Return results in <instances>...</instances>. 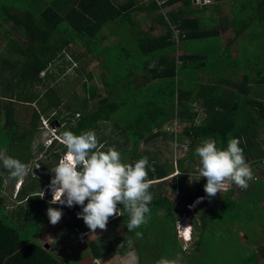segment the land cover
I'll list each match as a JSON object with an SVG mask.
<instances>
[{
  "label": "trees",
  "instance_id": "1",
  "mask_svg": "<svg viewBox=\"0 0 264 264\" xmlns=\"http://www.w3.org/2000/svg\"><path fill=\"white\" fill-rule=\"evenodd\" d=\"M32 1L27 0V2ZM161 1L162 4L158 5L156 0H150L146 4H139L137 0L122 2L116 0H47L43 7L35 10L34 15L29 9H22L23 13L20 17L13 15L14 13L6 17L13 19L16 29L26 35L28 41L26 49L30 50V56L26 62L27 68H20V75L16 77V81L21 80L23 85L41 82L38 74L46 68L47 63L55 57H63L61 50L66 45L78 44L90 51L103 67L101 72L103 76L101 77L106 94L98 98L89 108H86L87 99L85 97L83 102H79L81 105L78 106V109L72 107L74 104H66L63 107L68 114L61 115L58 108L61 98L50 87L42 94V101L37 102L39 107L37 109L32 107L27 124L19 130V121L13 116L12 102L15 96L11 91L12 95H3L5 101L0 102V116L4 119L0 123V137L9 135L14 145H19L21 148L27 147L23 142L26 139L29 143L33 139L40 113L51 108H58L55 111L56 116L47 118L56 121L58 125L56 130L61 136L66 130L80 134L83 131L95 130L99 122L112 121L120 135V142H115L114 149L121 153L122 161L134 163L142 157H148V179L152 182L150 191L154 196L149 205L151 221H158L156 215L160 214L163 209L162 214L169 217L168 221L173 222L169 199L162 196L164 187L161 182L173 173V163L167 160L160 161L146 150L139 151L140 142H147L158 137L163 125L175 116L185 124L178 140L181 142L183 137L188 139L189 148L182 158L176 160V165L181 172L178 175L179 184H181L185 178L183 173L195 165L199 166L195 148L204 138L216 140L219 147H226L228 139L237 138L241 142L240 147L243 148L247 163L251 164L255 170L256 177L258 178V174L263 176L259 180L256 178L255 181H252L255 183L253 187L261 190L264 185V97L250 96L248 86L250 84L264 86V72L261 73L258 68L260 73L256 69L242 75L238 83H232L235 87L232 90L214 83L203 84L190 82V80L185 81L182 78V73L184 69L190 67L183 65V68H177V60L191 63L192 60H200L203 54H197L195 51L193 54L192 51L188 55L175 56L174 52L178 45L187 47L189 45L185 44L184 40L204 39L211 35L218 36L219 27L208 26L210 20L194 15L193 9L190 8L194 3L192 0ZM178 1L180 4L175 9L160 11L162 5L167 6ZM213 1L211 0L210 3ZM139 11H143L145 16L150 19L151 23L146 29L140 28L138 20L133 18L134 14ZM255 11L254 19L257 15L258 21L264 23V0H259ZM157 25L162 31L159 34H154L152 31ZM174 30L178 32V40L175 39ZM234 30L235 35L241 31L237 28ZM112 37L114 41L109 46L116 47L117 39V42L122 41L123 52L126 51L124 56L119 52L114 63L110 57L105 59L101 55L110 52L108 45L104 46V44ZM35 39L40 42L38 50L33 46ZM124 43L126 45L130 43L134 51L125 48ZM98 45L101 46L97 48ZM16 49L20 53L24 52L19 47ZM80 55L73 54L72 57L76 59ZM136 57L139 59L137 60ZM113 67L115 71H113ZM146 73L147 75H145ZM86 74L87 79H92L90 71ZM26 75L30 77L27 78ZM45 76L49 77L47 73ZM137 77L142 81L138 82ZM81 86L82 91L89 98L96 95L94 87L87 86L86 82H82ZM239 94L243 96L241 99ZM17 99L18 102L30 104L34 100L33 97L27 96ZM192 100L198 101L196 103H200L203 107L202 116L194 109ZM126 104L131 106L127 110L128 115L119 114L121 107L127 106ZM262 131L263 134H261ZM171 135L173 134L171 133ZM100 139H102L101 142L104 141V136ZM57 145L50 146L54 147L55 162L52 164L42 163L43 167L55 166L60 154L65 151L66 148L62 143ZM101 145H103L102 150L104 151L110 148L105 142ZM29 156L30 153L27 157ZM187 168L189 169L186 170ZM45 179L50 181L51 177H45ZM198 179L199 177L194 179L196 182L193 184L192 192L188 193L186 201H191L199 195H207L204 191L206 178ZM231 185L236 187L234 183ZM35 187L31 181L27 186V191L18 190L16 194L19 195V200L24 203L18 205L16 210L6 211L4 208L3 213L0 214V264H62L49 248H44V243L38 240L40 233L26 232L24 236L21 234L22 229L25 228L22 223L32 226L33 221L48 220V207L57 208V204H50V201L45 197H39L38 194L33 193ZM177 189L182 190V187L179 185ZM173 190L174 187L171 188V191ZM228 192H221L224 200L226 198L228 200ZM241 196L244 199V195ZM211 199L214 200L213 197ZM221 204L216 207H221ZM118 206L119 208L123 207L119 204ZM63 208L67 214V219L63 221L65 226L63 235L69 234L76 226L83 231L89 229L83 219L77 216V213L82 211L80 205ZM26 212L31 215L29 221L22 220V215ZM127 219V215L109 219V222L112 223L111 231L89 242L88 247L93 257H99L102 253L115 249L119 250L117 249L119 244L125 242L127 244L132 240V238H126L129 234H132L131 237L134 236V242L138 244L136 232H142L144 226L129 232L126 226ZM117 226H122L124 234L116 232L114 228ZM125 246L127 245H123L122 248ZM260 247L264 257V243H261ZM139 253L141 257L139 263L143 264L142 255L144 253Z\"/></svg>",
  "mask_w": 264,
  "mask_h": 264
},
{
  "label": "rangeland",
  "instance_id": "2",
  "mask_svg": "<svg viewBox=\"0 0 264 264\" xmlns=\"http://www.w3.org/2000/svg\"><path fill=\"white\" fill-rule=\"evenodd\" d=\"M47 0H33L32 2H27V0H0V96L5 95L8 96L9 94L12 95L11 91L14 94V101L12 102V108H13V116L15 119L19 121V130H21L24 125L27 124V121L30 118V114L32 112V107L34 109H37L39 106L37 105V102L42 101V94L46 91L48 88H52L56 94L61 98V103L59 105V110L61 115H67L68 112L63 107L66 104H74L72 105L73 108L78 109V106L81 104L79 102L84 101V97L87 99V107L89 108L98 98L101 96H104L106 94V90L103 87L102 84V71L103 67L98 63L97 59L92 56L91 52L88 51L85 47H82L80 45L71 44L66 45L61 50V54L63 57L58 56L50 60L46 68L39 72L38 76L41 78V82H32L27 85H23V82L21 80L16 81V77L19 76L20 68H27L26 62H28L29 56H30V50L26 49L28 41L27 37L24 33L21 32V30L16 29L13 19L6 18L12 13L15 16H21L23 13L22 9H29L32 11V14L34 15L36 12L35 10L38 8L43 7L46 4ZM119 2H122L124 0H116ZM139 4L148 3L150 0H137ZM179 5V2H176L171 7L167 6H161L160 11L165 12L169 10V8H174ZM197 7V6H196ZM212 7V6H211ZM232 10L229 11L231 14H236L238 17V4L233 3ZM203 11H197L195 14L199 16L200 18L203 16ZM256 11L252 10V14H255ZM244 14V13H242ZM134 19L137 18L139 22V27L142 29L147 28L148 22H145V18L143 17V12H138L134 14ZM258 16L256 15V18L252 22V28L250 31H253L254 37H255V44H249V42L246 40L248 35L243 34L241 38L236 40V49L238 50L236 53V57L233 55L232 48H226L225 50L222 49V45L220 44V39L218 36L211 35L204 39H196V40H184L185 44H188L194 54V51L197 52V54H203L200 57V60H192L191 66L189 69H184V72L182 73V78L184 80H190V82H198V83H214L219 84V86H223L226 84V89L234 88V85L229 84H236L238 83V80H235L236 74L235 71H238L236 67H240V70L247 71L248 67L251 66L254 70H259L261 73L264 72V23L260 20L258 21ZM150 23V22H149ZM63 25V24H61ZM60 25V26H61ZM157 27V26H156ZM107 31V30H106ZM162 31V29L158 26L155 28L152 32L154 34H159ZM224 37V35H223ZM58 38L61 39L60 36ZM225 40V39H224ZM114 41V38L109 39L105 42V45H108L110 52L109 53H103L101 54L102 57L105 59H109L114 61L116 60V57L118 53L120 52V55L124 56L126 55V51L123 52L122 48V41H118L116 39V47L115 46H109L111 42ZM126 42V41H125ZM107 43V44H106ZM125 48H129L132 52L134 51L133 46L130 43H124ZM33 46L36 47V49H40V42L39 40L33 41ZM101 46L98 45L97 48ZM16 47H19L20 49H23L24 52L20 53L16 49ZM255 47V50H252V48ZM191 51V52H192ZM73 54H81L78 58H73ZM174 55L177 56L178 52L175 51ZM28 57V58H27ZM131 58V56H130ZM137 58V57H136ZM139 58H137L138 60ZM203 62L202 68H197L198 62ZM182 63V64H181ZM186 63H183L181 60H177L176 67L177 68H183ZM188 65V64H186ZM190 65V64H189ZM188 65V66H189ZM152 66V65H149ZM113 71H115V68H112ZM258 70V72H259ZM90 71L92 73V79H87V72ZM45 73L49 75L48 78H46ZM232 73L235 74V76L232 75ZM260 73V72H259ZM147 75V73L145 74ZM27 78H29V75H26ZM137 81H142L141 78L137 77ZM82 82H86V85L89 87H94L96 95L92 98H89L88 95L82 91ZM186 83V82H185ZM228 84V85H227ZM25 86V87H24ZM224 87V86H223ZM115 89V88H114ZM225 89V90H226ZM254 89V87L252 88ZM252 89L249 92V95L252 96ZM256 89V88H255ZM260 95L264 97V86L261 85L259 87ZM122 90V88H121ZM36 95V96H35ZM20 96V97H19ZM23 96L27 97H33L34 100H32L33 103H22L18 102L17 98H21ZM241 99L243 96L238 95ZM228 97V95H227ZM259 97V96H258ZM5 99H0V102H4ZM190 102V100H189ZM191 102H194L193 100ZM198 102V101H196ZM127 105V104H126ZM196 105L201 106L200 103H197ZM196 106L198 114L200 116L203 115V111L200 107ZM129 107V108H128ZM130 105L123 106L120 109L119 114H125V116L128 115L127 110L130 109ZM57 108V109H58ZM146 108V107H145ZM57 109H47L45 112L40 113L39 116V122L38 127L36 129V133L34 134L33 139L28 143V140H24V145L27 147L21 148L19 145H14L13 142L10 140L9 135H1L0 137V151L6 152L7 155H10L16 159H19L21 162L26 163L29 168L30 172L29 174L24 177L23 179H14L11 178L9 175V172L7 169H5L2 164H0V179H1V186H0V214L3 213L4 208L5 210H16L17 206L20 204H23L24 202H21L19 200V195L15 194L14 186L20 182V186L16 188V190L23 189L24 191H27V186L33 181V184L35 187L33 193L38 194L39 197H45L49 201L51 199L49 198L48 194L52 193L49 189L48 185L50 181L46 180L45 177H51L53 176V173L50 171V168H46L42 166V163H54L53 158V152L54 147H46L49 143V139H51L48 134L49 130L52 128H57L58 125L55 120L49 119L45 122L44 120L46 117L52 118V116H56L55 111ZM115 115H118L115 113ZM4 119L0 116V123H2ZM180 119L175 116L174 118L170 119L163 127L161 128V134L147 142H140L139 145V151L146 150L151 155L155 156L158 160L163 161H171L174 164V161L177 159L182 158L185 155L186 150L180 149V143L178 140V137L181 133V126ZM53 122V123H52ZM179 123V124H178ZM55 124V125H53ZM177 124V125H175ZM98 138V141L100 144L105 142L110 148L115 147V142H120V135L118 134V129L115 128L112 124V121H102L98 123V127L93 130ZM173 135H171V133ZM176 135V136H175ZM104 136V141H100V137ZM176 138L177 145H174V138ZM184 139V137H183ZM185 140V139H184ZM58 142V141H57ZM58 146L57 144H55ZM55 146V147H56ZM30 156L27 157V155ZM64 154V153H62ZM27 157V158H26ZM61 157V154L59 158ZM56 164L58 163V160ZM27 160V162H25ZM250 165V164H249ZM187 166V165H185ZM198 165H195L193 168L189 169V172L187 173L188 177L186 179V184L190 185V183L199 177L198 175ZM176 171H174L172 174H175ZM44 176V177H43ZM260 174H258V180L261 178ZM168 185H172L175 183V177H170L167 179ZM47 184V185H46ZM255 183L249 182V187L245 189H237L238 192L240 191L245 194H251V195H262L264 197V185L261 190H257L258 188L253 187ZM183 185L185 183L183 182ZM169 187H167V191H169ZM237 190H231V193H237ZM186 191H179L178 195L175 197V195H172L173 199H176V205L175 207H178L179 209L183 208V201L186 196ZM220 192L217 193L215 196L216 201L215 204L220 199ZM50 195V194H49ZM200 200V199H199ZM198 200V201H199ZM196 201V202H198ZM263 209L259 210V216L264 217V199L262 200L261 204H259ZM58 206V204H57ZM187 208V207H184ZM61 209V208H59ZM230 213V210L227 211V214ZM31 215L26 212L22 215V220L29 221L31 219ZM183 216V215H182ZM158 217V221L155 220L153 222H150L152 218H150L149 223H147V226L150 225L151 228L146 232L145 236H142L141 239L138 240L141 242V244L138 246L139 249L143 251L142 260L144 261L143 264H155V262L160 259L161 257H166L172 260V257L170 255L172 248H173V222L170 220L168 221L169 217H165L163 214L156 215ZM63 218V216H62ZM182 221V220H181ZM33 225L30 226L26 223L24 224V227L21 231L22 236H24V233L32 232V233H40L38 236V240H40L42 243H47L50 245L49 250L61 261L62 264H104L102 261H97L95 257L91 254L89 247L87 244L75 241V238L72 239L69 237V234L63 235L62 232L65 231V226L60 220L57 224L52 225L48 220H45L43 222H35L33 221ZM108 224L110 226H108ZM107 227L111 228V224L108 223ZM155 224V225H154ZM257 226L260 233L257 235H250L249 240H251V243L255 244H261L264 243V221H255L254 223H250L249 227L252 229ZM64 229V230H63ZM116 230V229H115ZM180 230V229H179ZM101 234L103 230H96ZM111 229H107V232L109 233ZM119 234H124V231H122L121 228H118L116 230ZM262 232V233H261ZM141 233V232H140ZM201 231L198 230V233L195 238V244L197 242L198 247L201 249L200 252L202 254H210V257L215 254V251L213 250V247L217 246L218 239L222 237V233H211L207 235V231L203 234H200ZM61 234V235H60ZM97 234V233H95ZM132 235V234H131ZM126 236V238H132L131 241H128L127 244H132V242L135 240L133 237ZM228 235V234H227ZM205 238H208V240L205 242ZM180 239V237H179ZM89 240V237L87 238V241ZM201 240V241H200ZM81 244V245H79ZM126 242L124 244H119V251L123 247V245H127ZM155 245L161 246L159 250H156L154 248ZM226 245L231 248L232 242H227ZM146 246V247H145ZM107 248V247H105ZM102 249V248H101ZM104 249V248H103ZM105 250V249H104ZM229 257L226 260V264H241L243 259L238 257L235 254H232V252H229L227 254ZM115 256H117L115 254ZM196 257V256H195ZM194 257V258H195ZM209 257V258H210ZM193 258V259H194ZM218 260H222L223 257L219 256L217 257ZM206 257L203 258V261L201 264H210L209 260L207 262L205 261ZM190 261V260H189ZM187 261V262H189ZM185 262H182L181 264H185ZM188 264H199V259L196 258L194 260H191Z\"/></svg>",
  "mask_w": 264,
  "mask_h": 264
},
{
  "label": "clouds",
  "instance_id": "3",
  "mask_svg": "<svg viewBox=\"0 0 264 264\" xmlns=\"http://www.w3.org/2000/svg\"><path fill=\"white\" fill-rule=\"evenodd\" d=\"M54 130L60 134L56 128ZM58 143H62L66 149L58 163L50 168L53 173L48 185L52 192L48 194L52 198L50 204L59 203L68 207L80 205L82 211L77 216L83 219L92 234L97 229L107 230L109 219L116 216L127 215L129 232L148 223L151 213L149 205L154 196L150 191L152 182L148 179L147 156L134 163L123 162L118 150H102L103 145L91 130L80 134L66 130L62 133L61 141L57 142L53 137L46 147ZM240 143L239 139L230 138L226 147H219L216 140L204 138L195 148V155L199 158V179L206 178L204 191L208 197L221 193L226 182L246 190L249 181L254 179ZM0 164L14 179H23L30 172L27 164L2 151ZM14 191L15 194L18 191L15 186ZM118 204L123 207L119 208ZM47 215L49 222L55 225L62 219L63 213L61 209L50 206ZM136 235L140 236L141 233L136 232ZM155 264L179 262L161 257Z\"/></svg>",
  "mask_w": 264,
  "mask_h": 264
},
{
  "label": "crops",
  "instance_id": "4",
  "mask_svg": "<svg viewBox=\"0 0 264 264\" xmlns=\"http://www.w3.org/2000/svg\"><path fill=\"white\" fill-rule=\"evenodd\" d=\"M235 2L236 4H238V17L236 14L232 15L231 12L229 11V8L230 10H232L231 9L232 5ZM258 3L259 0H214L210 4H204V5H197L193 3L191 4L190 8L193 9L194 15H196L195 13L197 11L198 12L203 11L202 17L206 20L211 21V22L209 21L208 26L216 25L217 27H219L218 36L220 39V44L223 46L222 49L225 50V47L226 48L231 47L233 50V55L236 57V53L238 51L236 49V40L241 38L243 34L248 35L246 40L249 42V44H255L256 42L254 33L253 31H250V29L252 28V22L254 20L253 15H255L252 14V10H255V8L258 7ZM167 7H171V6L167 5ZM176 7H174L173 9H175ZM139 12H143V11H139ZM143 17L145 18V22H148L147 24L148 27V25L151 23L150 19H148L145 16L144 12H143ZM158 26L159 25H157V27ZM235 28H237L238 30L241 29L238 35H235V30H234ZM187 47L182 46L180 44L178 45L175 51L178 52V55H188L191 53L192 49L190 46ZM255 49H256L255 47L252 48V50ZM186 64L188 65L190 64L189 67H192L191 63H186ZM196 65L197 68L203 67V63L201 61L198 62ZM236 68L238 69V71H235L234 73L236 74L235 80H238V82L242 75L254 71V69L251 68V66L248 67L247 71L240 70L241 69L240 67H236ZM234 73H232L233 76H235ZM223 86L227 87L226 84ZM253 87L254 89H252ZM251 89H252L251 93L253 97L261 96L259 92L260 89L257 84H250L248 86V92H250ZM0 99H3L2 95L0 96ZM196 104H197L196 101L192 102V105L194 106L195 110H196V106H198ZM198 107H200L204 113L203 107L202 106H198ZM261 134H263V131L261 132ZM173 166H174V171L177 170V172L175 174H170L168 178L175 177L176 179L175 183L169 186L167 180L168 178L165 179L164 181H161L164 187L162 196H165L169 199L171 212L173 213V219H174L173 241H172L174 246L170 253L172 260H177L179 264L186 261L185 264H188L191 260L198 258L199 264H201L203 258L206 257L205 261L207 262V260L210 259L209 260L210 264H226V260L229 257L227 254L229 252H232V254H235L238 257L241 256V258L243 259L241 264H260L261 259L264 258L263 253L261 252L262 251L260 247L261 244H255L254 242L251 243V240H249L248 236L257 235L258 233H260L257 226H255L252 229L251 227H249V224L251 222L254 223V220L264 221L263 215L259 216L258 213L260 209H263L259 204H261L264 197L262 195L258 196V195L245 194L243 192L240 193V191L238 192L237 190L239 189V187L237 186L232 187V185H230V188L227 190L229 191L227 195L228 200L226 197H225L226 199L224 200L221 196L222 194L221 193L220 199L215 204L216 201L215 197H213L214 200H212L207 195L205 196L199 195L195 197V200L198 201L201 197L203 199H200L198 202H196L191 209L184 208L186 207L187 204L192 203V201L194 200L192 199L191 201H186V198L188 196V193L192 190L193 184L196 182V180H193L190 183V185L186 184L187 182L186 179L188 177L187 173H189L188 170L183 173L185 178L183 179L182 183L179 184L178 174L181 172H179L176 162L173 164ZM183 182L185 183V185H183ZM179 185L182 187V190L177 189ZM167 187L170 188L169 191H167ZM172 187H174L173 191H171ZM232 189L233 190L236 189L237 193H231ZM179 191L187 192L183 201V208L181 209L175 207L176 199H173L172 197V195H175L176 197ZM241 195H244V199ZM221 202L223 203L221 204ZM219 204H221V207H216V205L218 206ZM162 210L160 211V214H162ZM228 210H230L229 214H227ZM108 223L111 224V228L107 227V229H112V223L111 222ZM108 226L110 225L108 224ZM143 226H144V230L141 232L140 236H137L136 238L137 241L141 239L142 236H145L146 232L151 228L150 225L148 226L143 225ZM185 227L187 228L185 229V233H183V228ZM118 228L123 229L122 226H117L114 229L118 230ZM198 230H200L201 231L200 234L203 235L205 231H207V235L221 231L223 235L220 238V240L218 239L217 246L213 247V250L215 251V254L217 253V255H212L210 257V254L208 253L202 254V252H200L201 249L198 247L197 242L195 244L196 241L195 238L198 233ZM83 232H85L83 243L84 244L88 243L87 246L89 245L90 241H93L103 236L106 233L108 234L107 230H103L101 234L97 231H96L97 234H92L90 229L84 230ZM181 234H183V236L188 237L187 241L183 242L181 240L180 237ZM88 237L89 240L87 241ZM207 240L208 238H205L204 241L206 242ZM227 242H232L231 248H229L226 245ZM140 244L141 242H139V244H136V242L133 241L132 244L128 243L127 246L121 249V251L115 249L110 252H104L99 257H95V259H97V261L99 262L102 261L104 264H140L139 262L141 257L139 252H143L138 247ZM183 246L186 247L184 248ZM158 247L160 249L161 246L159 245L154 246L156 250H159ZM115 254L117 256H115ZM219 256L223 257V259L218 260L217 257Z\"/></svg>",
  "mask_w": 264,
  "mask_h": 264
},
{
  "label": "built area",
  "instance_id": "5",
  "mask_svg": "<svg viewBox=\"0 0 264 264\" xmlns=\"http://www.w3.org/2000/svg\"><path fill=\"white\" fill-rule=\"evenodd\" d=\"M157 1V4L158 5H161L162 4V1L161 0H156ZM194 3H199V4H201V3H210L211 2V0H192ZM178 32H177V30H174V36H175V39L176 40H178V34H177ZM43 71V70H42ZM197 110V109H196ZM198 112V111H197ZM199 113V112H198ZM48 119H47V117H46V119L44 120L45 122L47 121ZM181 124H182V126H181V130H182V128L184 127V123L183 122H180ZM179 124V123H178ZM175 125H177V124H175ZM48 136L51 138V139H49V143L51 142V140H52V138L53 137H56V139H57V141H61V136H60V134H58L55 130H54V128H52V129H50L49 130V134H48ZM176 136V135H175ZM176 138L177 137H175L174 138V145L176 146L177 145V141H176ZM48 143V144H49ZM180 143V149H184V150H186V152L188 151V148H189V140L188 139H183L181 142H179ZM47 144V145H48ZM185 152V153H186ZM176 162V160L174 161V163ZM249 164V163H248ZM250 166H251V168H252V170H253V175H254V179L253 180H251V181H249V182H252V181H255L256 180V173H255V170L253 169V166L250 164ZM176 172H177V170H176ZM230 185H231V183L229 184V183H227L226 182V184H225V186H224V189L221 191V192H224V191H227L229 188H230ZM20 186V182H18V184L17 185H15V188H18ZM51 200H52V198H50ZM195 201V199L192 201V203H190V204H187L186 205V207L187 208H192L193 206H194V204L196 203V202H194ZM58 204V206H57V208H61V210H62V213H63V218L61 219L62 220V222L64 221V220H66L67 219V214H66V212H65V210H64V208L63 207H65L66 205H60L59 203H57ZM119 207V206H118ZM187 227H185V228H183V233H185V229H186ZM84 236H85V232H83V231H81L80 230V228L79 227H74L73 229H72V231L70 232V234H69V237L70 238H72V239H74L75 238V241H78V242H81V243H83L84 242ZM181 240L183 241V242H185V241H187V239H188V237H186V236H183V234H181ZM184 248L186 247V246H183ZM260 264H264V258H262L261 259V261H260Z\"/></svg>",
  "mask_w": 264,
  "mask_h": 264
},
{
  "label": "water",
  "instance_id": "6",
  "mask_svg": "<svg viewBox=\"0 0 264 264\" xmlns=\"http://www.w3.org/2000/svg\"><path fill=\"white\" fill-rule=\"evenodd\" d=\"M43 247H44V248H49V245H48L47 243H44V244H43Z\"/></svg>",
  "mask_w": 264,
  "mask_h": 264
}]
</instances>
